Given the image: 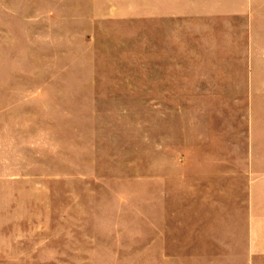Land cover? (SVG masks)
Masks as SVG:
<instances>
[{
	"label": "rangeland",
	"instance_id": "rangeland-1",
	"mask_svg": "<svg viewBox=\"0 0 264 264\" xmlns=\"http://www.w3.org/2000/svg\"><path fill=\"white\" fill-rule=\"evenodd\" d=\"M7 87L10 264H169L153 243L152 0H0Z\"/></svg>",
	"mask_w": 264,
	"mask_h": 264
},
{
	"label": "crops",
	"instance_id": "crops-1",
	"mask_svg": "<svg viewBox=\"0 0 264 264\" xmlns=\"http://www.w3.org/2000/svg\"><path fill=\"white\" fill-rule=\"evenodd\" d=\"M5 93L0 264L15 260L17 216ZM152 108L158 254L169 264H264V0H152Z\"/></svg>",
	"mask_w": 264,
	"mask_h": 264
}]
</instances>
